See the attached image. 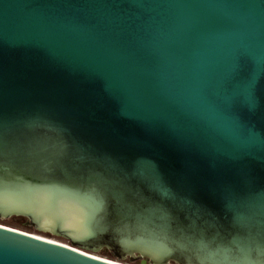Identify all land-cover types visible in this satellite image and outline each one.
<instances>
[{"label": "water", "instance_id": "obj_1", "mask_svg": "<svg viewBox=\"0 0 264 264\" xmlns=\"http://www.w3.org/2000/svg\"><path fill=\"white\" fill-rule=\"evenodd\" d=\"M12 215L71 244L0 264H264V0H0Z\"/></svg>", "mask_w": 264, "mask_h": 264}, {"label": "rangeland", "instance_id": "obj_2", "mask_svg": "<svg viewBox=\"0 0 264 264\" xmlns=\"http://www.w3.org/2000/svg\"><path fill=\"white\" fill-rule=\"evenodd\" d=\"M0 224L11 226V227L23 230V231L39 234V235H42L48 238L58 240L66 244H71L70 239H68L67 237L57 235L47 229H40L34 223H32V221L28 217H25L22 215H12L10 217L0 216ZM107 249H108L107 247H102L98 252H93V253L99 256H103L106 258H110V259L123 262L125 264H155V263H152L150 260H146L144 257L136 258V259L131 258L130 260H128L129 257H131V255L129 254L124 258L118 257L115 254L111 256V254H109ZM135 256H138V255L135 254ZM145 260H146V263H144ZM170 264H173V263H170Z\"/></svg>", "mask_w": 264, "mask_h": 264}, {"label": "bare ground", "instance_id": "obj_3", "mask_svg": "<svg viewBox=\"0 0 264 264\" xmlns=\"http://www.w3.org/2000/svg\"><path fill=\"white\" fill-rule=\"evenodd\" d=\"M4 225V224H3ZM27 232V231H26ZM28 233H31V232H28ZM31 234H33V235H36V236H39V237H42V238H45V239H48V240H52V241H57V242H60V241H58V240H55V239H52V238H48V237H45V236H42V235H39V234H35V233H31ZM63 243V242H62ZM106 258V257H105ZM108 259H110V258H108ZM111 260H114V259H111ZM115 261H117V260H115ZM118 263H123V262H118Z\"/></svg>", "mask_w": 264, "mask_h": 264}, {"label": "trees", "instance_id": "obj_4", "mask_svg": "<svg viewBox=\"0 0 264 264\" xmlns=\"http://www.w3.org/2000/svg\"><path fill=\"white\" fill-rule=\"evenodd\" d=\"M107 250H108L109 254H111V256H113L115 254L113 250H111L109 248ZM130 259H131V257H129L128 260H130ZM171 263L175 264L174 262H171Z\"/></svg>", "mask_w": 264, "mask_h": 264}]
</instances>
